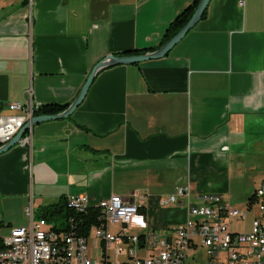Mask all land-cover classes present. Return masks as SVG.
Wrapping results in <instances>:
<instances>
[{"label": "crops", "instance_id": "1", "mask_svg": "<svg viewBox=\"0 0 264 264\" xmlns=\"http://www.w3.org/2000/svg\"><path fill=\"white\" fill-rule=\"evenodd\" d=\"M193 2L0 0V116L30 86L42 105L71 104L100 60L159 45ZM255 150L264 153V0L243 7L211 0L167 56L101 69L69 118L36 124L32 148L18 144L0 154V240L29 226V203L35 216L72 195L93 204L112 194L145 195L149 228L170 235L187 220L186 199L161 200L190 184L195 196L218 195L230 205L247 183L239 170L253 173ZM255 190L252 184L246 202L249 227L239 230L245 217L231 220L233 230L251 229Z\"/></svg>", "mask_w": 264, "mask_h": 264}, {"label": "built area", "instance_id": "2", "mask_svg": "<svg viewBox=\"0 0 264 264\" xmlns=\"http://www.w3.org/2000/svg\"><path fill=\"white\" fill-rule=\"evenodd\" d=\"M33 0H30L32 6ZM245 0H239L243 7ZM11 113L0 116V146L8 143L26 124H29L19 144L32 148V118L42 104L35 101L33 87L26 89L19 101L10 104ZM145 195L134 194L125 199L112 194L91 203L87 195L67 197L70 208L86 211L98 208L102 213V226L93 227L87 236L57 229L45 219H35L32 202L26 207L29 226L12 229L9 236L0 240V264H264V182L253 194V218L249 231L233 230L231 220L242 221L247 210L233 208L214 194L195 196L190 184L178 186L173 194L162 199L170 206L186 199L187 220L179 224L170 235H161L150 229L143 212ZM193 199L197 200L194 202ZM109 224L122 225L119 233L107 229ZM140 229L142 234L132 232ZM93 236L95 250L90 249ZM149 255L142 257L139 250ZM113 250L114 257L106 253ZM126 256L125 262L117 260Z\"/></svg>", "mask_w": 264, "mask_h": 264}, {"label": "trees", "instance_id": "3", "mask_svg": "<svg viewBox=\"0 0 264 264\" xmlns=\"http://www.w3.org/2000/svg\"><path fill=\"white\" fill-rule=\"evenodd\" d=\"M200 0H194L193 4L180 12L168 25L159 45L150 48L153 51L171 40L189 21L196 10ZM207 10L204 13V17ZM147 51V50H146ZM124 53H140L139 50H129ZM69 104H44L36 111V115L58 114L63 112ZM35 217L45 219L49 223H55V227L67 232H73L77 236L89 235L93 227L102 226V213L96 207H90L86 211H76L69 207L67 197L63 196L58 202L42 206L35 212Z\"/></svg>", "mask_w": 264, "mask_h": 264}, {"label": "water", "instance_id": "4", "mask_svg": "<svg viewBox=\"0 0 264 264\" xmlns=\"http://www.w3.org/2000/svg\"><path fill=\"white\" fill-rule=\"evenodd\" d=\"M210 1L211 0H200L196 10L194 11L189 21L171 40H169L167 43L162 45L160 48L153 51H149V50L146 51V49L139 50L140 53H132V54H124V55H117L113 53L107 55L105 58L100 60L94 66L93 70L89 74L84 86L80 90L74 102L69 104V106L63 112H60L58 114L35 115L32 118V122H31L32 127L35 126L36 124L45 121L69 118L84 101L91 85L93 84V81L97 73L101 69L105 67H111L122 64H137L140 62L153 60V59H160L167 56L172 51V49H174V47L177 44H179L185 38V36L201 21V19L204 17L205 11L209 7ZM28 128H29V124H26L8 143H6L5 145H1L0 154L5 153L11 148L17 146Z\"/></svg>", "mask_w": 264, "mask_h": 264}, {"label": "rangeland", "instance_id": "5", "mask_svg": "<svg viewBox=\"0 0 264 264\" xmlns=\"http://www.w3.org/2000/svg\"><path fill=\"white\" fill-rule=\"evenodd\" d=\"M246 171L247 170L243 167L238 172V178L240 174L241 176L243 175L244 179H246L247 181L245 187H243L240 190L239 188H236L233 192V196H232L233 200H230V205L236 208H240L242 211H245L247 209L246 202L249 198L248 195L251 194V192L249 191H250L252 184H253V191H254L257 188V186H259L260 184L264 182V153L261 154L259 150L253 151V173L246 174ZM246 186H247V190H245ZM252 215L253 214L251 213L247 215L245 224L243 222H241V224H238V226L240 227L239 230H243L244 226L249 227V220L252 217ZM51 224L55 225V223H51ZM234 225L235 224H233L232 226ZM114 227H116V229L119 227L118 231L115 232L116 234L119 233L122 229V225H117V226L114 225ZM8 235L3 236V238L7 237Z\"/></svg>", "mask_w": 264, "mask_h": 264}]
</instances>
